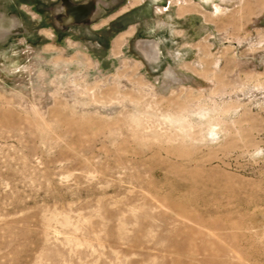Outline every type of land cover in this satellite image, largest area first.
I'll return each instance as SVG.
<instances>
[{"label": "rangeland", "instance_id": "rangeland-1", "mask_svg": "<svg viewBox=\"0 0 264 264\" xmlns=\"http://www.w3.org/2000/svg\"><path fill=\"white\" fill-rule=\"evenodd\" d=\"M222 5L0 0V264H264V0Z\"/></svg>", "mask_w": 264, "mask_h": 264}, {"label": "bare ground", "instance_id": "bare-ground-1", "mask_svg": "<svg viewBox=\"0 0 264 264\" xmlns=\"http://www.w3.org/2000/svg\"><path fill=\"white\" fill-rule=\"evenodd\" d=\"M205 1H207V0H205ZM90 6L91 5H81V6H71V7L67 8L68 9L67 10L68 21H71V22L72 21L73 22L76 21V22H78V21H81L83 18H87L88 15H89V13H90V9H91ZM0 17L2 18L0 20V30H2V28H6L7 29L9 27V23L11 21L3 13H0ZM149 45L150 44H148V43L147 44H144V47L140 45V48L143 49V50H148ZM150 48H152V47H150ZM148 52H150V51H147V54L146 55L149 56L150 53H148ZM150 56H151V54H150Z\"/></svg>", "mask_w": 264, "mask_h": 264}, {"label": "crops", "instance_id": "crops-1", "mask_svg": "<svg viewBox=\"0 0 264 264\" xmlns=\"http://www.w3.org/2000/svg\"><path fill=\"white\" fill-rule=\"evenodd\" d=\"M203 1L205 4L210 5V8L215 12V13H221L224 10V7L222 4L225 3H231L233 0H201Z\"/></svg>", "mask_w": 264, "mask_h": 264}, {"label": "flooded vegetation", "instance_id": "flooded-vegetation-1", "mask_svg": "<svg viewBox=\"0 0 264 264\" xmlns=\"http://www.w3.org/2000/svg\"><path fill=\"white\" fill-rule=\"evenodd\" d=\"M72 5H68V8L71 7Z\"/></svg>", "mask_w": 264, "mask_h": 264}]
</instances>
